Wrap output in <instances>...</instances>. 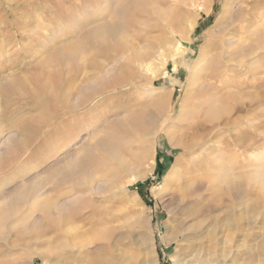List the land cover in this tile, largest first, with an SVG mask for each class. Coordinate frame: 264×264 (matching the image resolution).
Here are the masks:
<instances>
[{"label":"rangeland","instance_id":"rangeland-1","mask_svg":"<svg viewBox=\"0 0 264 264\" xmlns=\"http://www.w3.org/2000/svg\"><path fill=\"white\" fill-rule=\"evenodd\" d=\"M0 114V264H264V0H0Z\"/></svg>","mask_w":264,"mask_h":264},{"label":"bare ground","instance_id":"bare-ground-1","mask_svg":"<svg viewBox=\"0 0 264 264\" xmlns=\"http://www.w3.org/2000/svg\"><path fill=\"white\" fill-rule=\"evenodd\" d=\"M85 99H84V101H86ZM108 142L107 143L102 142V144H97V145H98V147L105 149L108 145H111V141H108ZM195 146L196 145H193V147H191V149L193 150ZM179 147L181 150L185 151L189 148V145L181 143V144H179ZM5 159H6V157H5ZM177 163L179 166L180 165L179 161ZM80 166H81V164H80V161L78 160V158L76 160L70 158L67 161H65V163L61 167L57 168L56 172L53 171L51 173V175L53 176L56 174L57 177L62 178V179L67 178V177L71 178L73 175L77 174V170L81 169V168H79ZM199 172H200V170L198 168V165H197L196 161H194L193 164L190 163V164H187L185 167H183L180 170V172L178 173V175H176V174L174 175V176H176V178H174L175 179L174 182H178L177 183V186H178L177 192L172 193V198L175 199V201H176V206L174 209L177 210V213L179 215H186L185 216L186 217L185 222H187V221L194 222L195 220L198 219L199 214H200L199 210L196 209L197 198H198L199 192L201 191L202 186H203V181L198 179V177H200ZM221 181H223V180H221ZM219 183H221V182H219ZM26 193L20 192L18 194V198H20V199L24 198L26 196L25 195ZM173 204H174V202H173ZM178 210L180 211V213L178 212ZM177 213H176V216H178ZM199 226L200 225H196V223H192L188 227L185 225L184 226L182 225V227H181L182 231H183V233H186V234H184L185 235L184 238L181 237V235H183V234H181V235L179 234L176 236V238L172 239V240H175L176 242H179V243L182 241L187 242L186 243V250L187 251H186L185 257L178 259L177 264H199V262L202 260V258H203L202 253L204 252V249H201V247L203 246V243L201 242L202 232L200 231L201 228ZM181 238H182V240H181ZM167 240H169V239H167ZM172 240H169L167 243H169V242L171 243ZM227 241H228V244H231V246H232L231 239L227 240ZM237 246H239V245H237ZM230 254H231V252L225 254L224 257L227 258ZM213 256H215V255H213ZM208 263H209V261H208ZM209 264H211V263H209Z\"/></svg>","mask_w":264,"mask_h":264},{"label":"crops","instance_id":"crops-1","mask_svg":"<svg viewBox=\"0 0 264 264\" xmlns=\"http://www.w3.org/2000/svg\"><path fill=\"white\" fill-rule=\"evenodd\" d=\"M2 120H3V116H2V114H0V123H1V126H5V123Z\"/></svg>","mask_w":264,"mask_h":264}]
</instances>
